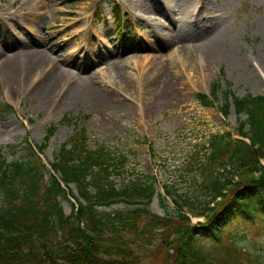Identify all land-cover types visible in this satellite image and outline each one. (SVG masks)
Wrapping results in <instances>:
<instances>
[{"label": "rangeland", "instance_id": "374dc122", "mask_svg": "<svg viewBox=\"0 0 264 264\" xmlns=\"http://www.w3.org/2000/svg\"><path fill=\"white\" fill-rule=\"evenodd\" d=\"M203 2L0 0V49L8 45L4 53L23 55L25 38L34 50L45 49L53 59L37 64L19 56L8 70L0 67V147L7 162L31 159L26 138L39 146L46 128L58 124L48 147L38 154V161L50 169L75 131V123L61 122L70 116L86 126L90 148L104 146L118 163L115 184L154 179L153 214H174L173 197L180 200L176 192L208 201L206 184L220 172L218 163L215 168L208 165L210 140L229 131L239 138L240 121L247 116H238L234 107L224 116L221 94L213 107L202 105L196 94L209 93L219 80L223 90L230 88L238 97L264 95V0H207L202 7ZM53 43L55 52L47 49ZM249 70H255L257 79L242 76ZM107 95L114 104L104 101ZM164 186L175 195L166 198ZM71 189L77 193L74 185ZM259 189L245 195L251 216L239 207L237 215L219 218L226 225L221 242L196 228L199 244L211 259L222 257L225 245H237L242 250L237 264H264ZM4 201L0 192V207ZM60 201L70 214L74 200ZM218 204L217 199L209 207ZM204 206L209 208L208 203ZM185 211L197 226L211 216ZM175 229L154 231L149 245H140V264H175L173 250L161 247Z\"/></svg>", "mask_w": 264, "mask_h": 264}, {"label": "trees", "instance_id": "16d2710c", "mask_svg": "<svg viewBox=\"0 0 264 264\" xmlns=\"http://www.w3.org/2000/svg\"><path fill=\"white\" fill-rule=\"evenodd\" d=\"M220 94V109L225 116L230 114L231 106L238 116H247L240 121L238 132L250 142L233 138L231 132L212 138L208 165L215 168L218 163L220 172L206 184L209 200L190 199L176 192L180 197L174 198L177 211L167 216L150 210L157 193L154 179L115 184L114 168H118V163L104 146L90 148L87 128L69 116L61 122H74L76 129L61 145L52 163L55 173L48 172L49 180L45 179L47 168L38 161L29 139L25 141L31 159L9 163L0 148V192L5 198L0 207V264H140L144 256L142 246L149 245L154 231L173 226L174 236L161 247L173 250L171 259L175 264H237L242 254L238 246L225 245L220 252L223 256L211 259L199 244L196 228L201 227L204 234L211 233L221 242L226 225H221L219 218L227 220L237 215L239 207L251 216L249 197L245 195H250L249 189L254 187L263 190L259 189L258 200L264 206V166L259 162L264 157V95L238 97L230 88L223 90L218 80L210 93L198 92L196 99L213 107ZM57 130V124L46 128L45 143L40 149L48 146ZM71 185L76 187L77 194L72 192ZM173 190L165 186L166 196H172ZM70 195L75 202L67 215L60 198ZM217 199V207H209ZM122 203L124 208L105 210ZM185 207L199 215L211 212L210 219L200 226L191 224Z\"/></svg>", "mask_w": 264, "mask_h": 264}, {"label": "bare ground", "instance_id": "6f19581e", "mask_svg": "<svg viewBox=\"0 0 264 264\" xmlns=\"http://www.w3.org/2000/svg\"><path fill=\"white\" fill-rule=\"evenodd\" d=\"M16 1L17 0H14V3H16ZM204 1H205V3L204 2L202 3V7H205L206 6L207 0H204ZM56 11L57 12H63L62 9H60V8H56ZM260 26H261V29L264 31V17L262 18V20L260 22ZM173 38H176V36H173L171 38V40ZM22 39L25 42V45L23 47V50H24V54L23 55H20L18 52L17 53H8V52L7 53H4L3 50L7 49L8 48V45H6L3 49H0V53H4L5 54V59L2 60V61H0V67L1 68H7V70H8L9 68H11L13 66L11 64L13 62H16L14 60L17 57H19V56H23L25 59H27V61L34 59L37 62V64H42L43 62L52 63V62H50V61H53L52 56L51 55H48L45 49H37V50H34L33 47H32V44L29 43V41L27 39H25V38H22ZM54 47H55V43H53L50 46H47V49H49L52 52H55L56 49ZM217 50L218 49H216V51ZM64 60L67 61V58H64ZM62 75H64V73ZM244 75L246 77L255 78V79H257V77H258V74H256L255 70H251V71L249 70L248 72H243L242 76H244ZM10 77L13 78V76H10ZM56 82H57V80H56ZM107 96H105L104 101L107 104H114L115 103L114 98L111 97V96H109V95H107Z\"/></svg>", "mask_w": 264, "mask_h": 264}]
</instances>
